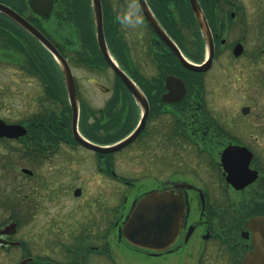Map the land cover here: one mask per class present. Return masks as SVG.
<instances>
[{
    "label": "flooded vegetation",
    "instance_id": "af4514ba",
    "mask_svg": "<svg viewBox=\"0 0 264 264\" xmlns=\"http://www.w3.org/2000/svg\"><path fill=\"white\" fill-rule=\"evenodd\" d=\"M30 1L0 4L58 42L73 74L80 136L97 146L130 140L116 152L92 151L71 143L62 121L42 130V142L32 138L29 168L21 169L30 179L23 195L29 226L35 229L40 202L69 195L80 206L43 208L47 229L22 241L18 205L0 200L12 212L0 230L15 225L0 234V254L16 259L6 263L63 264L67 257L68 264H242L257 245L264 259V0H197L208 40L190 0H99L106 54L92 0H39L42 14ZM25 33L0 12V62L18 67ZM208 61L205 70L190 69ZM61 94L67 100L63 80ZM67 152L90 159H58ZM116 186L125 189L117 202ZM152 191L169 197L171 214L164 226H146L154 238L134 246L119 235Z\"/></svg>",
    "mask_w": 264,
    "mask_h": 264
},
{
    "label": "rangeland",
    "instance_id": "374dc122",
    "mask_svg": "<svg viewBox=\"0 0 264 264\" xmlns=\"http://www.w3.org/2000/svg\"><path fill=\"white\" fill-rule=\"evenodd\" d=\"M14 58H17V56L15 55ZM17 60L20 63V60L22 59H19L18 57ZM10 63L11 61L5 57L3 61L0 62V118L2 120L7 123L21 122L25 119H29L34 114L41 113L44 109L56 111L59 107H61L60 104H57V102H47L44 99L43 82L36 77H29V70H24V64L26 62L18 64V68ZM23 148V142L5 143L0 141V190L3 194V197H1L2 194L0 195V200L4 203L15 202L18 205L19 215L16 218L14 217L17 223V230L19 231L16 239L29 241L31 239L30 236L33 233H38V231H45L47 229L49 222L47 216L48 212L46 209H50L49 212L52 213L53 211H57L61 208H65L66 210L78 208L80 206V201L66 195L63 198L52 202H40L41 207L39 208V211L37 212L38 215L35 216L34 220L35 229L30 227V222L28 221L26 214V209L30 205L29 198L26 199L23 197V195L29 193L28 186L30 184V179L21 173L22 168H29V166L27 162L28 159L21 156L22 153H24ZM79 153L82 154V157H80L79 154L77 155V152H67V155L65 154L66 157L62 154V156L58 159L71 161H75L79 158L90 159L89 157L84 156L83 152ZM87 155L89 156L90 154ZM9 164L13 167L8 168ZM72 165H74V163ZM125 165L126 163L124 165H120V169H122ZM48 168L49 166L41 168L42 173L44 172L46 175ZM117 168L116 171L119 174H122V176L132 175L125 170L119 171V168ZM17 186L19 187L18 192L15 191ZM115 190L114 197L115 202H117L120 199L122 192H125V189L116 186ZM12 193L14 195L17 194L19 200L10 201L8 198H5V194ZM43 208L46 209L43 210ZM9 218H12V212L10 210L0 208V221H7ZM43 238L44 237L41 238L40 236H35L33 239L42 240ZM7 260L13 261L16 259H8L5 258V255L0 254V264H10L6 263ZM60 262L68 264L70 263V259L66 257V259L60 260Z\"/></svg>",
    "mask_w": 264,
    "mask_h": 264
},
{
    "label": "water",
    "instance_id": "95a60500",
    "mask_svg": "<svg viewBox=\"0 0 264 264\" xmlns=\"http://www.w3.org/2000/svg\"><path fill=\"white\" fill-rule=\"evenodd\" d=\"M39 0H31L30 6L32 10L37 14H42L37 10L36 3ZM95 8L98 6V27H99V41L101 45V49L104 54H106V48L104 44V39L101 32V12H100V4L99 0H92ZM191 5L194 11V14L197 18V21L200 25L201 31L208 40L210 38V32L208 29V26L206 25L202 11L200 10V7L196 0H190ZM0 11L4 13L6 16L11 18L13 21H15L18 25H20L24 30H26L30 35H32L39 43L42 44L56 59L60 66V70L63 74V78L65 81L66 89H67V95H68V101L71 108V130L72 135L76 141L84 145L85 147L103 152H114L119 150L125 143H127L130 138L126 139L125 141H122L119 144L110 146V147H98L92 144L87 143L84 141L77 132V117H78V100L76 96V90L74 86V81L72 77L71 70L66 62V60L60 55V53L57 51V49L51 44V42L42 34L40 33L36 28H34L29 22H27L24 18H22L19 14L12 11L11 9L7 8L6 6L0 5ZM210 61L206 62L205 64L201 66H196L190 64V69L196 70V71H202L205 70L206 67L209 65ZM26 134V129L22 125L18 124H6L3 120L0 119V137H6V138H19ZM157 203H162V206L156 205ZM169 202V197L166 196L163 193H160L158 191H152L150 194H148L146 197L140 200L138 206L136 209L132 212V216L126 220V222L123 225L122 231L119 236H123L125 240H127L129 243L135 246H141L142 242L151 239L150 237L154 238L155 232L146 230L145 227L149 226L151 224H160L164 226L167 221L166 218L170 216V206H168L166 203ZM182 202L180 201L178 205V210L176 207L174 208V214L177 216V221H175L173 225L172 233L175 234L180 226V220L182 215ZM156 213H159L162 215V218L159 217V220L153 221V217ZM15 230V225L12 223L8 227L0 230V234H4L7 231ZM170 231L167 230H160L157 232V235L161 234L165 235L169 233ZM10 233V232H8ZM171 234V233H170ZM260 246L257 245V248L255 251L248 254V256L245 258L242 264H264V259L260 258ZM23 263V262H22Z\"/></svg>",
    "mask_w": 264,
    "mask_h": 264
},
{
    "label": "trees",
    "instance_id": "16d2710c",
    "mask_svg": "<svg viewBox=\"0 0 264 264\" xmlns=\"http://www.w3.org/2000/svg\"><path fill=\"white\" fill-rule=\"evenodd\" d=\"M27 38H19L17 41L19 55L27 64L31 65L34 73L42 79L45 84L46 94L50 99H55V102L60 104L61 107L56 111L49 110L48 114L46 112L44 115H35L26 121L28 124H32L28 126L29 134L23 140L24 153L21 155L23 157H27L28 155L30 139L36 138L39 142H42L41 138L47 135L42 130L48 127H60L58 121L65 123L68 138L73 142L69 132L70 110L67 101L63 100L61 96V75L58 66L52 57L34 39L29 36ZM65 114L68 116L66 117Z\"/></svg>",
    "mask_w": 264,
    "mask_h": 264
}]
</instances>
